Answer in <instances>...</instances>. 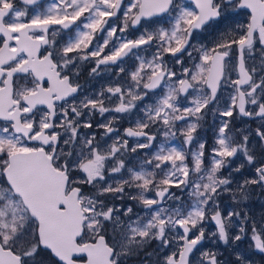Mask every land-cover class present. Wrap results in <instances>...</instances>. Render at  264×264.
<instances>
[{
	"label": "snow or ice",
	"instance_id": "obj_1",
	"mask_svg": "<svg viewBox=\"0 0 264 264\" xmlns=\"http://www.w3.org/2000/svg\"><path fill=\"white\" fill-rule=\"evenodd\" d=\"M19 2L34 10L0 0V264H77L81 254L86 264H123L154 240L161 249L176 246L156 264H264V213L243 207L253 186L264 193V153L257 163L251 133L238 130L237 139L231 120L222 119L205 166L206 144L195 135L208 112L264 121V0H192L194 7L182 0ZM237 10H250V21H236ZM73 25L74 35L58 44L59 32ZM138 27L139 35L129 34ZM202 33L213 37L210 44L198 41ZM149 50L151 59L141 54ZM184 55L199 63L183 66ZM128 60L132 69L124 66ZM81 61L94 65L91 77L103 72L117 79L80 99ZM17 76H31L33 86H16ZM221 89H231L223 109L217 108ZM105 113L111 115L94 128L93 117ZM121 120L129 124L123 133ZM95 129H103L100 139ZM254 131L264 144V123ZM157 135L163 140L153 151ZM177 137L179 146L172 143ZM237 153L244 162L225 176L221 170ZM246 164L255 175L234 181L232 173ZM173 188L188 190L190 200L178 203ZM223 193L236 205L226 214ZM125 200L139 203L144 214ZM169 201L174 206L165 207ZM206 220L216 226L207 235ZM208 239L222 241L230 258L198 248Z\"/></svg>",
	"mask_w": 264,
	"mask_h": 264
},
{
	"label": "flooded vegetation",
	"instance_id": "obj_2",
	"mask_svg": "<svg viewBox=\"0 0 264 264\" xmlns=\"http://www.w3.org/2000/svg\"><path fill=\"white\" fill-rule=\"evenodd\" d=\"M14 2L21 9L27 7L29 10V13H31L34 10L33 6L21 5L19 0H14ZM50 2H51V0H43V3L45 6ZM128 2H129V0H125V3H128ZM182 2L185 3L189 7H194L192 0H182ZM41 10H43V8H41ZM237 11H239L240 14L235 17L236 21H238L241 24H246L247 22L250 21V10H237ZM81 19H83V18H81ZM79 23H80V21H77V24H79ZM75 27L76 26L73 25L71 29L60 31L58 36L56 37L57 43L60 44V43L66 42L67 37L74 35ZM53 28H59V26H53ZM49 31L51 33L52 29H50ZM140 31H142V29H140L139 27L136 29H130L129 34L132 36H136V35H139ZM97 38L99 39V37H97ZM197 39L201 43L210 44L213 37L210 36L208 33H202ZM2 40H3V37L0 36V42H2ZM95 43H96V41L94 40L93 45H95ZM46 47L47 46H44L41 48L40 55L44 54ZM141 54L144 55L145 57H147L148 59H151V50H149L148 52H145V53H141ZM196 56H197V53L194 52L193 57L195 58ZM230 57H231L232 63L235 65L237 62V52H236L235 46H233V50H232V53L230 54ZM246 59H247V56H246ZM165 60L169 61L170 65H171L172 61L170 59V56H165ZM183 60H184L183 66L189 67V68H192L194 63L195 64L199 63L198 60L189 59L186 55L183 56ZM255 63L257 65H259V52L258 51L256 52ZM133 65H134V61L128 60V61H126L124 66L126 69H132ZM79 66H80V74L78 77V82L83 86V89L81 92L77 93L78 98L81 97L85 93L86 94L88 93V95H92L93 93L98 92L100 90L101 86H106V85H108V82H111V81L117 79V77L114 76L112 73H103V72L99 76H96L94 78L91 77L89 75V72H90L91 67H93L94 65L89 61H81V62H79ZM180 68H181V65H175L173 70L179 72ZM121 76H123V74H121ZM232 78L233 79L236 78L235 71H233V73H232ZM32 80H33V78L31 76L14 77V81L16 83V86H18V87L19 86L32 87L33 86ZM43 86L44 87L50 86V81H48L47 77H45V80L43 82ZM158 91H159V89L157 90V92ZM230 94H231V89H228V90L221 89L220 92H218L217 108L223 109L226 106V104L229 102ZM153 99H155V97H153ZM181 100H182V103L187 104L186 100H184L183 98H181ZM57 103H60V102H57ZM106 104H107V102H106ZM209 108H212V105H209ZM38 111H40V112L46 111V106H38ZM205 111H207V110H205ZM106 114H108V113H105V115ZM104 116L101 117L99 114H96L93 117L94 128H95L96 123L103 121ZM222 119H230L231 120L230 126L235 127L237 129L239 128V125L244 126V124L246 122H248V124L250 126L249 129L251 130L252 136H254V138L256 137L258 142L260 143L258 147H255L253 149L256 153V156H257V163H259V160L262 158L261 154L264 153V144H262L261 141L259 140V137H257L255 135L254 130L257 127H259L261 125V123H264V121H260L259 119H251V118L243 117V116H237L235 113H234V116L232 118H226V117H220L218 112H216L215 115H213L212 112H208V114L200 122L201 126L198 128L197 133L195 135L196 136L207 135L209 138V145L214 146L215 142H216L215 135L218 132V128H219V125H220V122ZM128 126H129V124L126 120L120 121V123L118 125L121 133H123V130ZM86 130L88 132L92 131V129H86ZM95 130H96L97 134H99V135H101V133L103 132V129H95ZM158 138H159V135H157V139ZM133 141H134V138L129 139L130 144H132ZM238 154L239 153H237V156H238ZM0 159H2V158H0ZM85 191H87V188H85ZM85 237H86V235L83 237V239ZM90 240H93V238H88L84 241H90ZM83 259H85V258H83Z\"/></svg>",
	"mask_w": 264,
	"mask_h": 264
},
{
	"label": "rangeland",
	"instance_id": "obj_3",
	"mask_svg": "<svg viewBox=\"0 0 264 264\" xmlns=\"http://www.w3.org/2000/svg\"><path fill=\"white\" fill-rule=\"evenodd\" d=\"M167 26V25H165ZM112 82V81H111ZM110 82H108L109 84ZM159 92V91H158ZM84 95H88V93L83 94L81 97H79L80 99H83ZM156 98V97H155ZM218 105V104H217ZM111 115V113H108L104 116L103 121L109 116ZM102 121V122H103ZM122 121V120H121ZM180 125L184 124V122H179ZM250 126L248 124V122H246L244 124V126L239 125V128H235V127H231L230 129L232 130V132L236 135V138L239 139L240 138V133L238 130H243L245 134L247 133H251V130L249 129ZM83 131L88 132L86 129H83ZM97 134V132H96ZM217 134L215 135V140L217 138ZM197 139L202 140L205 142L206 147H205V153H204V165L207 166L210 160V151L211 148L213 146L209 145V138L207 135H198L196 136ZM97 139H100V135L97 134ZM163 140V137L159 135V138L157 139L154 147H153V151L156 148V145H158L161 141ZM110 142V141H109ZM173 144L176 145H180L183 143L182 138L177 137L176 139L172 140ZM130 144V143H129ZM259 142L257 140V138L251 135L249 136V146L254 149L255 147L259 146ZM131 145V144H130ZM196 148V141H193L192 144V150H195ZM149 150L145 149V150H141L140 152V156L143 157L145 153H147ZM255 152V151H254ZM136 154H133V156H135ZM256 155V153H255ZM189 159H191V157H189ZM233 163L231 165H229L227 168L222 169L221 171L223 172V174L226 176L228 175L229 171L234 168L237 164L239 163H243L245 160V157L243 156L242 153H239L237 157H233L231 158ZM140 160L137 159L135 163H139ZM149 171H151L152 169L149 167L148 168ZM253 175H255V168L252 165H245V167L238 173L234 172L232 173V179L234 181H242L245 178H249L252 177ZM232 187H235V183L232 185ZM253 193H252V198L245 204L243 205L244 208H246L250 213L259 216L260 214L264 213V193L261 192V190L259 189L258 186H253ZM136 189H130L129 192L132 195L136 194ZM171 191H174L177 193V195L181 196V201L178 203H184L190 200V197H188L186 195L188 190H185V192H181L180 189L177 188H173L171 189ZM147 195L151 196L152 193L149 192L147 193ZM117 203H121V202H117ZM123 203H126L128 205H131L134 207V210L139 212L141 215L144 214V209L142 208V206L137 203L136 201L133 200H125L123 201ZM219 203H220V210L222 212V214H226L228 211H230L233 207H236V205L234 204V202L231 199V194L230 193H223L220 198H219ZM168 206H174L172 201H169L168 205H165V207ZM235 220V217L233 218ZM205 228H206V235L208 232L211 231H215L216 230V226L215 223L213 221H205ZM176 231H180L179 228L176 229ZM232 231H235V229H232ZM112 235V229L109 227L108 228V232H107V238L108 240H110V237ZM88 238H93L90 234H86V237L84 238V240L88 239ZM94 239V238H93ZM214 239V238H213ZM213 239H208L205 240L204 242H202V245H199L198 248H202L203 250H214V251H218L219 253H222V255L219 257L222 261L228 260L230 258L229 256V252L230 250L227 248V246H225L223 244V242H213ZM250 241L245 240L243 243L240 244V246L242 248H247L248 244ZM240 243V242H238ZM172 250H176V246L175 245H169L168 248L165 249H161L159 242L158 241H152L150 244H148L143 250L139 251L137 254L134 255H129L127 258H125L123 260V264H156V261L158 259H160L162 261L163 256L165 254H169ZM146 253H151L150 256L146 255ZM261 257L257 256L256 260L259 262L261 261Z\"/></svg>",
	"mask_w": 264,
	"mask_h": 264
},
{
	"label": "water",
	"instance_id": "obj_4",
	"mask_svg": "<svg viewBox=\"0 0 264 264\" xmlns=\"http://www.w3.org/2000/svg\"><path fill=\"white\" fill-rule=\"evenodd\" d=\"M106 240H108L107 237H106ZM87 242H92V240L87 241ZM76 259H77V264H86V259H87L86 255L81 254L80 256L76 257ZM189 259L191 260V257Z\"/></svg>",
	"mask_w": 264,
	"mask_h": 264
}]
</instances>
